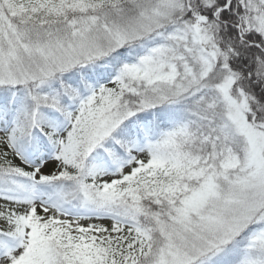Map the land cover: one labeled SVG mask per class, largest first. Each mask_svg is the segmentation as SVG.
Here are the masks:
<instances>
[{
  "label": "snow or ice",
  "instance_id": "snow-or-ice-1",
  "mask_svg": "<svg viewBox=\"0 0 264 264\" xmlns=\"http://www.w3.org/2000/svg\"><path fill=\"white\" fill-rule=\"evenodd\" d=\"M0 264H264V0H0Z\"/></svg>",
  "mask_w": 264,
  "mask_h": 264
}]
</instances>
